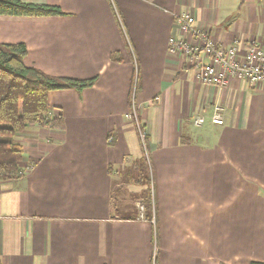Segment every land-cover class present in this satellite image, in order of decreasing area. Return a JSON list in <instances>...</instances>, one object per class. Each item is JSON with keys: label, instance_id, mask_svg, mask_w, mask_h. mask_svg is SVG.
I'll use <instances>...</instances> for the list:
<instances>
[{"label": "crops", "instance_id": "crops-1", "mask_svg": "<svg viewBox=\"0 0 264 264\" xmlns=\"http://www.w3.org/2000/svg\"><path fill=\"white\" fill-rule=\"evenodd\" d=\"M22 1L66 14L0 16V43H24L28 67L96 82L48 92L60 124L16 136L31 167L0 179L1 264L264 263V86L203 85L168 49L176 13L218 45H264V0ZM142 154L154 226L137 209L147 187L130 180Z\"/></svg>", "mask_w": 264, "mask_h": 264}, {"label": "trees", "instance_id": "trees-1", "mask_svg": "<svg viewBox=\"0 0 264 264\" xmlns=\"http://www.w3.org/2000/svg\"><path fill=\"white\" fill-rule=\"evenodd\" d=\"M65 14L54 4L0 0V16L48 17ZM26 53L24 43H0V179L19 177L25 170L21 165L23 147L15 140L17 135L30 124H60L61 116L51 115L48 92L67 89L81 92L96 82V77H57L28 67L24 64ZM133 167L136 174L131 175V182L147 187L143 206L149 218L153 205L150 194L152 173L145 154L133 162Z\"/></svg>", "mask_w": 264, "mask_h": 264}, {"label": "built area", "instance_id": "built-area-1", "mask_svg": "<svg viewBox=\"0 0 264 264\" xmlns=\"http://www.w3.org/2000/svg\"><path fill=\"white\" fill-rule=\"evenodd\" d=\"M173 20L179 36H171L168 40V49L185 58L188 67L194 69L197 81L206 86H214L220 89L226 87L232 79L246 80L254 85L264 86V45L260 41L252 39L246 44L241 53L235 44L218 45L209 33L198 29L194 17L189 13H176ZM222 106L215 104L209 121L215 125L223 124ZM126 117L132 118L138 130L140 141L145 144L146 134L137 121L136 108L126 113ZM206 118L203 115L195 116L194 124L201 125ZM27 165L25 168H30ZM139 218L144 219V206L137 204ZM154 226V210L148 220Z\"/></svg>", "mask_w": 264, "mask_h": 264}, {"label": "rangeland", "instance_id": "rangeland-1", "mask_svg": "<svg viewBox=\"0 0 264 264\" xmlns=\"http://www.w3.org/2000/svg\"><path fill=\"white\" fill-rule=\"evenodd\" d=\"M116 10V9H115ZM117 19H118V22H119V18L117 17ZM120 23V22H119ZM122 25V24H121ZM130 174H133V175H135L136 174V172L134 171V170H132L131 172H129ZM125 172H123L122 173V179L124 180L125 179ZM116 194H118V191H116ZM134 197V196H133ZM132 197V198H133ZM116 200H117V205H119L120 204V202L122 201V196H119V197H116ZM125 204L124 205H126V206H128V207H130V204H128V203H126V202H124ZM138 209V208H137ZM120 213H122V210H118ZM126 213V212H125ZM127 214V213H126Z\"/></svg>", "mask_w": 264, "mask_h": 264}]
</instances>
